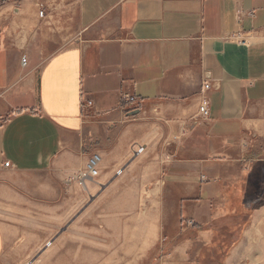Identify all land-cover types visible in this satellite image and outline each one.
I'll use <instances>...</instances> for the list:
<instances>
[{
	"label": "crops",
	"instance_id": "obj_1",
	"mask_svg": "<svg viewBox=\"0 0 264 264\" xmlns=\"http://www.w3.org/2000/svg\"><path fill=\"white\" fill-rule=\"evenodd\" d=\"M263 170L264 0H0V264L93 240L100 264H139L168 210ZM101 188L106 215L55 237Z\"/></svg>",
	"mask_w": 264,
	"mask_h": 264
},
{
	"label": "rangeland",
	"instance_id": "obj_2",
	"mask_svg": "<svg viewBox=\"0 0 264 264\" xmlns=\"http://www.w3.org/2000/svg\"><path fill=\"white\" fill-rule=\"evenodd\" d=\"M237 185L241 184L227 186L221 195L210 196L194 210H168V226H162L156 247L139 264H264V175L260 181L253 179L241 194L236 193ZM101 191L74 211L55 237L67 233L75 219L96 220L106 215L107 210L98 202ZM92 232L100 233L99 225L92 227ZM50 244L30 257L28 264H100L106 260L95 255L101 249L100 240L73 243L77 256L72 258L64 251L71 248L70 243L62 245L63 255L47 254Z\"/></svg>",
	"mask_w": 264,
	"mask_h": 264
},
{
	"label": "built area",
	"instance_id": "obj_3",
	"mask_svg": "<svg viewBox=\"0 0 264 264\" xmlns=\"http://www.w3.org/2000/svg\"><path fill=\"white\" fill-rule=\"evenodd\" d=\"M41 16H43V11L40 13ZM28 64V59L26 56L22 57V65L23 67H26ZM210 85L206 84L204 85V91H209ZM137 102V99L134 97H126L124 108H130L132 105H134ZM93 106V103L91 101H88L87 103L83 104V107L91 108ZM130 110V109H128ZM199 113L201 118L204 120H208L210 118V103L207 98H204L201 102V105L199 107ZM144 147L140 146H132L131 152L133 157H138L139 155L144 153ZM102 162V157L99 154H94L89 160L86 165V168L84 171H81L78 173L73 180L78 182V184L82 187H86V183L88 181H93L100 175V164ZM9 163L6 164L7 167H9ZM122 172H118V175H120Z\"/></svg>",
	"mask_w": 264,
	"mask_h": 264
},
{
	"label": "water",
	"instance_id": "obj_4",
	"mask_svg": "<svg viewBox=\"0 0 264 264\" xmlns=\"http://www.w3.org/2000/svg\"><path fill=\"white\" fill-rule=\"evenodd\" d=\"M139 113V111H133V112H131L129 115L130 116H135V115H137Z\"/></svg>",
	"mask_w": 264,
	"mask_h": 264
}]
</instances>
